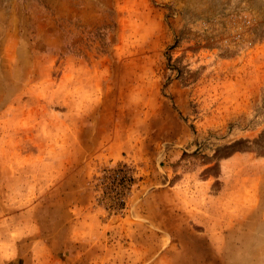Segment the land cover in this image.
I'll return each instance as SVG.
<instances>
[{
  "label": "rangeland",
  "instance_id": "374dc122",
  "mask_svg": "<svg viewBox=\"0 0 264 264\" xmlns=\"http://www.w3.org/2000/svg\"><path fill=\"white\" fill-rule=\"evenodd\" d=\"M0 264H264V0H0Z\"/></svg>",
  "mask_w": 264,
  "mask_h": 264
}]
</instances>
